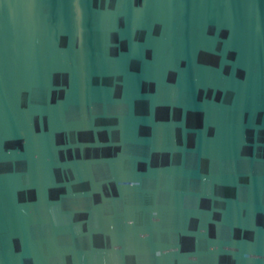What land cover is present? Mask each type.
Instances as JSON below:
<instances>
[{
  "label": "water",
  "instance_id": "95a60500",
  "mask_svg": "<svg viewBox=\"0 0 264 264\" xmlns=\"http://www.w3.org/2000/svg\"><path fill=\"white\" fill-rule=\"evenodd\" d=\"M0 264H264V0H0Z\"/></svg>",
  "mask_w": 264,
  "mask_h": 264
}]
</instances>
